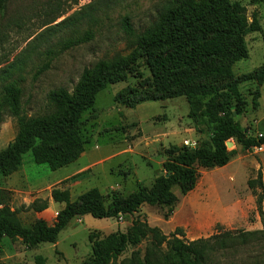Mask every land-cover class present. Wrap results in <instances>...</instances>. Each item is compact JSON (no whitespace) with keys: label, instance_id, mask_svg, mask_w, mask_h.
Segmentation results:
<instances>
[{"label":"rangeland","instance_id":"rangeland-1","mask_svg":"<svg viewBox=\"0 0 264 264\" xmlns=\"http://www.w3.org/2000/svg\"><path fill=\"white\" fill-rule=\"evenodd\" d=\"M164 1L123 0L110 4L105 12L97 10L91 17L69 24L67 21L82 13L91 0H3L0 97L1 87L14 83L22 91L24 113L42 114L51 90L63 87L71 91L84 68L99 60L128 56L134 50L135 39L122 28V21L127 18L134 33L139 34L156 19ZM231 1L245 7L249 21L256 16L261 32L245 36L247 57L234 63L232 79L218 86L224 89L229 82L236 85L240 95L237 107L242 112L236 114L232 110L233 119L250 135H258L264 128V83L258 85L254 77L264 69V0ZM119 93L123 99L134 101V107L117 101ZM152 95L147 58L140 56L126 71L123 81L99 92L93 108L82 115L77 134L84 143L81 156L72 164L51 171L46 165L35 164L31 152L24 154L16 172L10 176L0 174L1 206L9 208L23 226H28L37 219L51 222L64 207L52 200L53 189L67 190L74 201L93 188L109 197L112 193L127 196L140 186L150 187L162 173V164L172 147L194 148L207 139L205 134L196 132L188 117L185 96L148 99ZM236 102L233 100L232 105ZM15 135L16 121L4 112L0 151ZM233 149L236 152L225 167L198 170L197 184L191 192L182 195L173 188L177 203L171 213L166 207L144 204L138 212L120 219L76 217L59 233L55 244L42 243L28 249L19 239L2 238L0 260L35 264L34 258L42 256L46 264H85L92 256L89 235L102 238L115 232L125 233L136 217L158 227L165 235L180 229L186 242L225 231H264V215L256 211V196L247 186V181L256 177L258 167L264 169V147L246 152L233 143L229 150ZM79 174L81 177L76 178ZM35 201H46L47 208L36 212L31 207ZM249 239L261 241L242 245L232 254L218 255L217 263L264 264V232ZM145 246V242L128 246L116 264H128L136 251L142 259Z\"/></svg>","mask_w":264,"mask_h":264},{"label":"trees","instance_id":"trees-1","mask_svg":"<svg viewBox=\"0 0 264 264\" xmlns=\"http://www.w3.org/2000/svg\"><path fill=\"white\" fill-rule=\"evenodd\" d=\"M120 1L123 0H91L82 13L67 23L91 17L97 10L105 12L110 4ZM122 28L134 35V50L128 56L99 60L84 68L71 91L63 87L51 90L42 114L27 116L24 113L22 91L14 83L1 87L0 123L7 112L16 121V135L0 151V174L10 176L16 172L22 165L24 154L29 152L35 164L46 165L51 171L75 162L84 151V143L77 135L82 115L93 108L99 92L108 85L123 81L126 71L140 56L147 58L154 91L148 99L185 96L188 117L196 132L205 134L207 139L194 148L185 145L172 147L162 164V173L156 176L152 185L148 188L140 186L127 196L112 193L105 197L93 188L71 201L67 190L53 189L52 200L63 203L64 207L52 225L37 219L23 226L14 212L1 206L0 190V250L4 237L10 241L19 239L28 249L42 243L55 244L59 233L76 217L120 219L138 212L144 204L166 207L171 213L177 203L173 188L186 195L195 188L199 169L222 168L230 162L236 151L227 149L226 142L232 141L246 152L264 147V128L262 133L250 135L233 119L232 110L236 114L242 112L237 107L240 95L236 85L229 82L225 83L224 89L218 86L224 80H231L232 65L247 57L245 36L261 32L256 16L249 21L241 3L231 0H166L156 19L141 33H134L127 18L122 21ZM254 78L258 85L263 84L264 69ZM116 100L130 108L135 104L129 97L123 99L122 93L116 96ZM233 100L237 101L235 106ZM75 177L79 178L81 174ZM247 186L256 196V211L260 216L264 215V184L260 168L256 177L247 181ZM31 207L41 212L47 208V202L35 201ZM263 232L225 231L186 242L180 229L165 235L158 227L136 217L125 233L115 232L102 238L89 235L92 256L85 264H116L128 246L137 247L143 242L146 246L142 259L140 252L136 251L128 264H219L216 256L237 252L242 245L259 244L261 239L249 238ZM34 263L46 264V260L36 256ZM0 264L8 263L0 260ZM119 264H125V261Z\"/></svg>","mask_w":264,"mask_h":264},{"label":"crops","instance_id":"crops-1","mask_svg":"<svg viewBox=\"0 0 264 264\" xmlns=\"http://www.w3.org/2000/svg\"><path fill=\"white\" fill-rule=\"evenodd\" d=\"M262 161V159H260V162ZM263 162V161H262ZM225 167V166H224ZM260 168V170H261V172H262V181H263V184H264V169L262 168V166H259L258 167V169ZM258 169H257V171H258ZM257 171H256V173H257ZM255 203V202H254ZM54 221H55V219L54 220H52L51 222H47V224L48 225H52L53 223H54Z\"/></svg>","mask_w":264,"mask_h":264},{"label":"water","instance_id":"water-1","mask_svg":"<svg viewBox=\"0 0 264 264\" xmlns=\"http://www.w3.org/2000/svg\"><path fill=\"white\" fill-rule=\"evenodd\" d=\"M233 145V142L232 141H228L226 142V147L227 149H230V147ZM167 176V175H166Z\"/></svg>","mask_w":264,"mask_h":264}]
</instances>
